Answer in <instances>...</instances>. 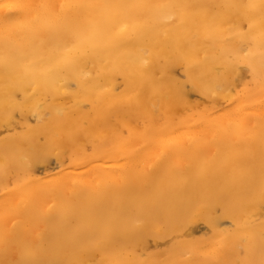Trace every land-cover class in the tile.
Here are the masks:
<instances>
[{
  "label": "bare ground",
  "instance_id": "bare-ground-1",
  "mask_svg": "<svg viewBox=\"0 0 264 264\" xmlns=\"http://www.w3.org/2000/svg\"><path fill=\"white\" fill-rule=\"evenodd\" d=\"M15 112L23 131L0 141V264L263 261L264 221L250 218L264 202V0H0V128ZM65 148L57 175L25 174ZM226 217L231 231L162 260L121 252Z\"/></svg>",
  "mask_w": 264,
  "mask_h": 264
},
{
  "label": "rangeland",
  "instance_id": "rangeland-1",
  "mask_svg": "<svg viewBox=\"0 0 264 264\" xmlns=\"http://www.w3.org/2000/svg\"><path fill=\"white\" fill-rule=\"evenodd\" d=\"M243 28H246V26L243 25ZM175 73L178 77H181V75H182L180 69H177L175 71ZM16 97L19 98L20 94L16 93ZM188 100L190 101V103L198 105L199 107L207 104V99L205 97H203L201 94H199L198 92L193 91V90H190L188 92ZM83 107L85 109V108H87V105L85 104ZM14 116H15L14 118H17V119H14V122H13L14 125L10 126L11 128L10 127H1L0 128V141H3L2 139L6 138L9 135L11 136V135L17 134V132L23 131L24 128L20 124H18V122H17V121L21 122L20 120H22V118H20V116L17 112L14 113ZM33 122H35L34 115L28 113L27 123L28 124H34ZM118 131L120 132V134L122 136L127 135V131L124 128H121ZM123 132H124V135L122 134ZM11 133H13V134H11ZM39 141L40 142L43 141V138L40 137ZM79 147L82 148L81 149L82 154L90 155L92 153V150H93L92 142H89V141L79 142ZM55 152H56V150H55ZM60 156H61V160L59 161L54 153L48 155L46 160L43 163H40V162L35 163L30 169L25 171V174H26V172H29L28 173L29 175L32 174L31 176H33V177L35 175V178H37V179L40 178V180L44 179L45 177H48V176L57 175L64 168H66L67 165L69 164V161L71 159L70 150L68 148L63 149V152L61 153ZM12 169L16 173L18 172V175H20V174H21V176L24 175V173H23L24 171L21 168L19 169L18 167H16V168L12 167ZM9 170L11 172H13L11 170V168ZM10 171H8V173H9L8 179L6 178L5 183H4L6 190L11 189L14 186V183H15L14 181H16L13 176H10V174H12ZM12 175H14V172ZM13 179H14V181H13ZM7 181H9V182H7ZM1 187H2V185L0 184V193L2 192ZM261 207L263 209V212L261 214H254L251 216L250 220H252L253 223L259 222V221H264V202H262ZM219 213H220V207L217 206L214 208L213 214L218 215ZM221 227H223V228H221ZM217 228H218L217 229L218 231L216 230L215 232H213L203 220L198 219V220H195L193 222H190L187 225V227L183 228V231H180L177 234L171 233L170 235L169 234L164 235V238L158 237L157 239H155L156 237L154 238V236H152V238H150L151 236H149V238H148V236H145L144 241L141 243H138V244L128 243L127 244L128 246L125 245L124 249H122L121 252L127 251L126 253L128 255L129 254L134 255V254H132V252L134 253V252L138 251L139 254L137 253L136 257H139L141 259L146 257L147 255H155L156 254V255L162 256L164 254L162 257H160V259L162 260V259L166 258L168 251L172 249L171 247L173 246V244L175 242L179 241V242H188V243L192 242L193 243V242L199 241V240H201V241L213 240L212 238L216 232H221V231H225V230L231 231V229L234 228V225L231 222V220H229V218H227V217L226 218H220L218 221ZM153 239H155V240H153ZM151 249H153V250H151ZM236 249H237V252H239V253H237L238 256L242 258L244 256L243 247L241 245L239 247L236 246ZM180 254H181L180 255L181 259H184L187 256L185 254H188V253H186L185 251H181ZM262 259H263V261H261L260 264H264V258L262 257L261 260Z\"/></svg>",
  "mask_w": 264,
  "mask_h": 264
}]
</instances>
